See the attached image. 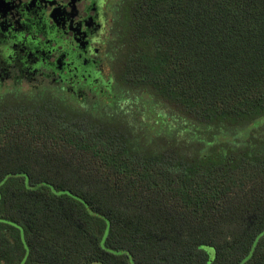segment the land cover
<instances>
[{
    "label": "trees",
    "instance_id": "trees-1",
    "mask_svg": "<svg viewBox=\"0 0 264 264\" xmlns=\"http://www.w3.org/2000/svg\"><path fill=\"white\" fill-rule=\"evenodd\" d=\"M111 43L91 101L0 90V264H264V0H127Z\"/></svg>",
    "mask_w": 264,
    "mask_h": 264
},
{
    "label": "flooded vegetation",
    "instance_id": "flooded-vegetation-1",
    "mask_svg": "<svg viewBox=\"0 0 264 264\" xmlns=\"http://www.w3.org/2000/svg\"><path fill=\"white\" fill-rule=\"evenodd\" d=\"M126 2L0 0V84L47 81L79 101L108 90L109 47Z\"/></svg>",
    "mask_w": 264,
    "mask_h": 264
},
{
    "label": "rangeland",
    "instance_id": "rangeland-1",
    "mask_svg": "<svg viewBox=\"0 0 264 264\" xmlns=\"http://www.w3.org/2000/svg\"><path fill=\"white\" fill-rule=\"evenodd\" d=\"M121 0H116V2H120ZM115 47V43H111V51L113 50V48ZM107 66L105 68V73L110 75H114V69L112 66V61L107 60L106 62ZM47 81H45L44 83L41 84V82L38 81H30L27 78H24L23 81L21 80H17V79H10L7 80L6 82H3L2 84H0V90L4 91V90H15V89H20L22 91H29V90H37V89H41L44 88L45 86H49L51 89L53 90H57L54 85L50 84L48 85ZM84 92H86V90H84ZM116 93V92H115ZM114 93V95H115ZM97 93L94 91H89L86 93H83V95L80 97V100L82 102H86V101H91L95 98H97ZM102 98H106L107 95L105 96H101Z\"/></svg>",
    "mask_w": 264,
    "mask_h": 264
}]
</instances>
